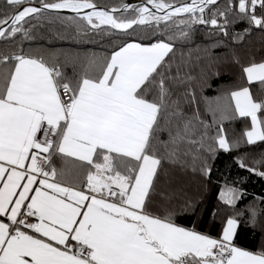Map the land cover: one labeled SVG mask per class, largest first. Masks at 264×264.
<instances>
[{
    "label": "snow or ice",
    "instance_id": "obj_1",
    "mask_svg": "<svg viewBox=\"0 0 264 264\" xmlns=\"http://www.w3.org/2000/svg\"><path fill=\"white\" fill-rule=\"evenodd\" d=\"M45 28L111 47L25 46ZM253 32L264 0H0V264H264L244 176L206 210L215 234L197 226L222 153L264 180V56L238 51Z\"/></svg>",
    "mask_w": 264,
    "mask_h": 264
},
{
    "label": "trees",
    "instance_id": "obj_2",
    "mask_svg": "<svg viewBox=\"0 0 264 264\" xmlns=\"http://www.w3.org/2000/svg\"><path fill=\"white\" fill-rule=\"evenodd\" d=\"M138 1L139 0H96L99 5L107 6L109 8L120 3H136ZM56 27L57 30H59L60 26L57 25ZM3 46V43L0 42V47ZM25 46L33 49L41 48L46 56L50 53L71 51L79 52L82 55L95 54L98 57H103L110 50L111 41L107 38H102L101 36L90 35L82 37L80 43L77 44L67 40L57 39L55 33H51L48 31V28H45L37 35L34 42ZM238 51L245 59H255L259 61L260 58L264 56V34L253 32L246 41L243 42L242 47H240ZM69 71H71V69H69ZM237 72L238 69L232 66L222 68L220 77L215 79L214 88L224 89L231 87L236 80ZM205 94L214 96L217 93L216 91L209 90ZM225 127L227 128L229 135H231L234 130L238 132L241 126L237 122H232L230 124L226 122ZM241 176L245 177L249 200L264 195V180L255 176L249 178L247 173L232 165L228 154L222 153L214 166L212 183L204 191L205 203L202 207L200 223L197 225L198 227L202 225L203 231L215 234L212 230L211 218L207 215L206 210L217 205L219 189L225 185V182L231 183V181L237 180ZM196 183H198V180H194L193 190H195ZM192 219L195 218L191 217L190 214H181L178 217V222L191 226L190 221ZM216 223L218 227L219 222L217 221ZM259 242L260 236L258 234L254 236L250 233L244 246L249 250H256L259 247Z\"/></svg>",
    "mask_w": 264,
    "mask_h": 264
},
{
    "label": "water",
    "instance_id": "obj_3",
    "mask_svg": "<svg viewBox=\"0 0 264 264\" xmlns=\"http://www.w3.org/2000/svg\"><path fill=\"white\" fill-rule=\"evenodd\" d=\"M139 2V1H138ZM138 2H136V3H138Z\"/></svg>",
    "mask_w": 264,
    "mask_h": 264
}]
</instances>
